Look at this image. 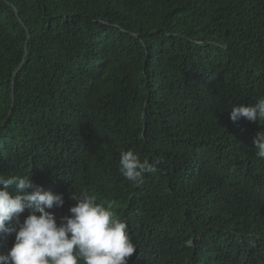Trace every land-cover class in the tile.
Wrapping results in <instances>:
<instances>
[{
  "label": "trees",
  "instance_id": "trees-1",
  "mask_svg": "<svg viewBox=\"0 0 264 264\" xmlns=\"http://www.w3.org/2000/svg\"><path fill=\"white\" fill-rule=\"evenodd\" d=\"M260 98L264 0H0V174L62 194L58 223L74 191L113 204L128 264H264V129L230 119ZM129 149L158 172L126 180Z\"/></svg>",
  "mask_w": 264,
  "mask_h": 264
},
{
  "label": "clouds",
  "instance_id": "clouds-1",
  "mask_svg": "<svg viewBox=\"0 0 264 264\" xmlns=\"http://www.w3.org/2000/svg\"><path fill=\"white\" fill-rule=\"evenodd\" d=\"M241 118L258 121L264 129V98L251 107L233 106L230 119ZM253 143L256 157L264 158V130L257 132ZM161 163L160 159L142 160L129 149L120 152L119 172L129 182L140 184L146 174H156ZM0 185V233L15 235L14 246L0 254V264H128L137 251L127 221L118 217L113 204L98 202L87 189L79 195L72 193L76 203L58 223L47 209L63 206L62 194L45 191L33 182L32 174H0ZM26 209L30 214L19 222ZM14 218L17 225L10 227Z\"/></svg>",
  "mask_w": 264,
  "mask_h": 264
}]
</instances>
